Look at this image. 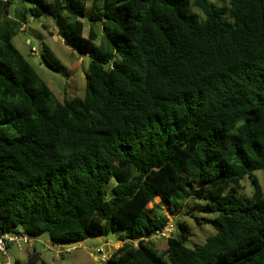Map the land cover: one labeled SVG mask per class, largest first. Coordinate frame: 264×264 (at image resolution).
Segmentation results:
<instances>
[{
    "label": "trees",
    "instance_id": "16d2710c",
    "mask_svg": "<svg viewBox=\"0 0 264 264\" xmlns=\"http://www.w3.org/2000/svg\"><path fill=\"white\" fill-rule=\"evenodd\" d=\"M88 3L0 0V234L120 236L106 264H264V0ZM31 19L90 59L83 98L60 102L14 45ZM197 213L215 233L189 246L179 220L159 254L169 215Z\"/></svg>",
    "mask_w": 264,
    "mask_h": 264
},
{
    "label": "rangeland",
    "instance_id": "374dc122",
    "mask_svg": "<svg viewBox=\"0 0 264 264\" xmlns=\"http://www.w3.org/2000/svg\"><path fill=\"white\" fill-rule=\"evenodd\" d=\"M91 2L92 0H89L88 13L91 10ZM210 2L221 7L230 6V0H210ZM194 12L202 15L198 10H194ZM84 22L86 26L85 36L87 37L89 33V17ZM13 43L35 67L40 77L54 92L60 102L85 96L86 73L90 59L87 56L79 55L64 45L62 39L57 35L53 20L40 19L30 21L26 32H20L14 38ZM43 44H46L62 62L65 68L62 72L53 71L44 63L41 56ZM97 44L99 45L100 41ZM32 48L37 51V58L31 56ZM255 177L264 191V170L257 171ZM241 185L242 190L239 192V196L246 199L251 198L253 190L250 179H244ZM160 202L161 199L158 198L156 203L159 204ZM153 208L154 204H150L149 209ZM169 217V224L173 228L172 233L168 237L151 239L159 254H163L167 250V239L176 232L175 224L179 220L187 222L190 227L191 238L189 246L203 244L209 236L215 233L213 226L204 221L209 220L210 216L197 213L196 217L201 218L199 222L182 215L176 217L169 215ZM119 237L112 235L104 238H88L78 244H54L48 235H44L35 239L31 246L23 247L21 250L15 246H9L7 255L0 254V264H17L18 262L27 264L30 254L34 250L47 264H106L114 251L123 245L122 242H119ZM22 251L23 254L20 253ZM94 258L98 260H94Z\"/></svg>",
    "mask_w": 264,
    "mask_h": 264
},
{
    "label": "built area",
    "instance_id": "2783aa9c",
    "mask_svg": "<svg viewBox=\"0 0 264 264\" xmlns=\"http://www.w3.org/2000/svg\"><path fill=\"white\" fill-rule=\"evenodd\" d=\"M32 20L33 19H31V21ZM26 28L27 26H24L22 30H26ZM31 56L37 58V51L34 48L31 49ZM172 231V226L168 224L162 233H157L156 238L168 237ZM34 241L35 239L23 232L0 234V254L7 255L9 246H15L17 249L21 250L23 247L31 246Z\"/></svg>",
    "mask_w": 264,
    "mask_h": 264
},
{
    "label": "crops",
    "instance_id": "0c3cea01",
    "mask_svg": "<svg viewBox=\"0 0 264 264\" xmlns=\"http://www.w3.org/2000/svg\"><path fill=\"white\" fill-rule=\"evenodd\" d=\"M101 246V245H100ZM25 251V250H24ZM20 253H22L23 254V251L22 252H20ZM94 260H98V259H96V258H94Z\"/></svg>",
    "mask_w": 264,
    "mask_h": 264
}]
</instances>
